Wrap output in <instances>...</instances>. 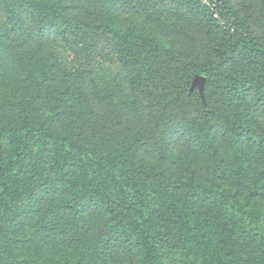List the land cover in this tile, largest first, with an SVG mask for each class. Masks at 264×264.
Segmentation results:
<instances>
[{"label": "trees", "instance_id": "16d2710c", "mask_svg": "<svg viewBox=\"0 0 264 264\" xmlns=\"http://www.w3.org/2000/svg\"><path fill=\"white\" fill-rule=\"evenodd\" d=\"M0 264H264V0H0Z\"/></svg>", "mask_w": 264, "mask_h": 264}, {"label": "rangeland", "instance_id": "374dc122", "mask_svg": "<svg viewBox=\"0 0 264 264\" xmlns=\"http://www.w3.org/2000/svg\"><path fill=\"white\" fill-rule=\"evenodd\" d=\"M52 48L75 77H83L90 81L89 75H91L98 83L114 86L119 101L127 97L128 89L125 87L127 76L124 75L119 58L112 53L107 44L91 41L87 43V46L75 43L70 46L57 39ZM188 110L190 117L196 115L192 105Z\"/></svg>", "mask_w": 264, "mask_h": 264}, {"label": "water", "instance_id": "95a60500", "mask_svg": "<svg viewBox=\"0 0 264 264\" xmlns=\"http://www.w3.org/2000/svg\"><path fill=\"white\" fill-rule=\"evenodd\" d=\"M205 83H206V79L203 77H197L195 78L194 82H193V87L192 89H194L195 87H199L202 96L204 97V87H205Z\"/></svg>", "mask_w": 264, "mask_h": 264}]
</instances>
